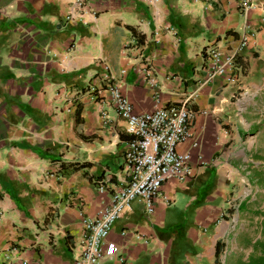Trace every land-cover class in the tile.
<instances>
[{
    "label": "crops",
    "instance_id": "0c3cea01",
    "mask_svg": "<svg viewBox=\"0 0 264 264\" xmlns=\"http://www.w3.org/2000/svg\"><path fill=\"white\" fill-rule=\"evenodd\" d=\"M75 1L0 0V264L79 256L83 221L111 198L94 182L125 179L130 136L109 85L137 114L188 100L192 139L178 150L196 173L166 180L150 214L143 198L123 210L99 264H257L264 0ZM243 36L236 80L206 82L204 49L227 52Z\"/></svg>",
    "mask_w": 264,
    "mask_h": 264
},
{
    "label": "built area",
    "instance_id": "2783aa9c",
    "mask_svg": "<svg viewBox=\"0 0 264 264\" xmlns=\"http://www.w3.org/2000/svg\"><path fill=\"white\" fill-rule=\"evenodd\" d=\"M143 1L151 4L157 2ZM75 6L81 8L82 1L76 0ZM248 10V4L243 3L240 11L244 18ZM2 13L3 8L0 6V15ZM66 19L70 20L71 16ZM246 45L247 38L243 36L238 45L227 52L210 46L205 48L206 82L220 76L234 82L240 73L237 60ZM148 83L156 89L154 80ZM108 92L117 116L126 121V131L130 136L124 154L125 179L112 189L103 179L94 182L99 192L111 190L110 202L95 218L83 221L81 252L73 264H99L103 256L102 246L123 210L134 200L143 198L145 211L150 214L161 185L166 180L185 181L196 173L191 165L190 154L178 150L180 144L192 139L191 124L196 113L187 108L188 100L178 107H164L137 114L117 85H109Z\"/></svg>",
    "mask_w": 264,
    "mask_h": 264
},
{
    "label": "trees",
    "instance_id": "16d2710c",
    "mask_svg": "<svg viewBox=\"0 0 264 264\" xmlns=\"http://www.w3.org/2000/svg\"><path fill=\"white\" fill-rule=\"evenodd\" d=\"M262 257L259 259L257 264H264V245H260Z\"/></svg>",
    "mask_w": 264,
    "mask_h": 264
}]
</instances>
